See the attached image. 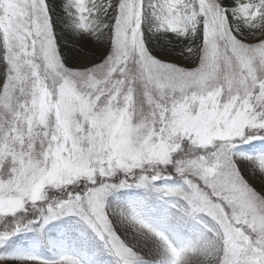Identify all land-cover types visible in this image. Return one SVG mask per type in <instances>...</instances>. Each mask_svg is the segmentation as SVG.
<instances>
[{
	"label": "snow or ice",
	"instance_id": "obj_1",
	"mask_svg": "<svg viewBox=\"0 0 264 264\" xmlns=\"http://www.w3.org/2000/svg\"><path fill=\"white\" fill-rule=\"evenodd\" d=\"M0 264H264V0H0Z\"/></svg>",
	"mask_w": 264,
	"mask_h": 264
},
{
	"label": "trees",
	"instance_id": "obj_2",
	"mask_svg": "<svg viewBox=\"0 0 264 264\" xmlns=\"http://www.w3.org/2000/svg\"><path fill=\"white\" fill-rule=\"evenodd\" d=\"M83 47L85 51L88 53V57L92 56L93 53L96 51H90L91 49H94L96 47L95 42L93 41H81V40H73L71 36L67 38V43L65 44V53L68 56L69 59L73 60V55L79 54L77 58H75L73 61L79 62L82 59V55L80 54V49ZM76 52V53H75Z\"/></svg>",
	"mask_w": 264,
	"mask_h": 264
},
{
	"label": "rangeland",
	"instance_id": "obj_3",
	"mask_svg": "<svg viewBox=\"0 0 264 264\" xmlns=\"http://www.w3.org/2000/svg\"><path fill=\"white\" fill-rule=\"evenodd\" d=\"M94 50L96 51V47H94V49H91L90 51H94ZM75 53H76V52H75ZM78 56H79V54H78V53H77L76 55L74 54V55H73V58L75 59V58H77ZM88 58L90 59V58H91V56H90V57H88ZM74 59H73V60H74ZM75 62H77V61H75Z\"/></svg>",
	"mask_w": 264,
	"mask_h": 264
}]
</instances>
